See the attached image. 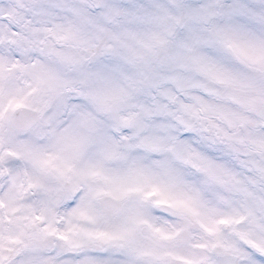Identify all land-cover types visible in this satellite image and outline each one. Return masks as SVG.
<instances>
[{"label":"snow or ice","instance_id":"6c2138e0","mask_svg":"<svg viewBox=\"0 0 264 264\" xmlns=\"http://www.w3.org/2000/svg\"><path fill=\"white\" fill-rule=\"evenodd\" d=\"M0 264H264V0H0Z\"/></svg>","mask_w":264,"mask_h":264}]
</instances>
